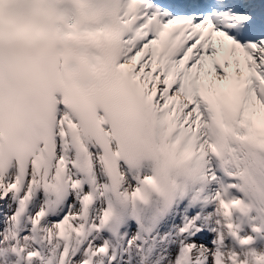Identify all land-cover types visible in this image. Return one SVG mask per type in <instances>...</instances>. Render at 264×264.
Listing matches in <instances>:
<instances>
[{
  "label": "snow or ice",
  "instance_id": "obj_1",
  "mask_svg": "<svg viewBox=\"0 0 264 264\" xmlns=\"http://www.w3.org/2000/svg\"><path fill=\"white\" fill-rule=\"evenodd\" d=\"M0 264H264V0H0Z\"/></svg>",
  "mask_w": 264,
  "mask_h": 264
}]
</instances>
